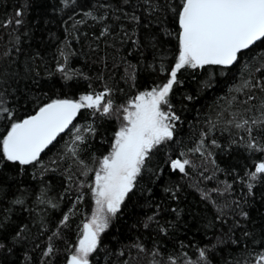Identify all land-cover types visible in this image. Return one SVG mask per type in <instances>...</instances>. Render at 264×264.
<instances>
[{
    "label": "snow or ice",
    "instance_id": "snow-or-ice-1",
    "mask_svg": "<svg viewBox=\"0 0 264 264\" xmlns=\"http://www.w3.org/2000/svg\"><path fill=\"white\" fill-rule=\"evenodd\" d=\"M35 2L0 20V264H131L133 250L147 264H264V0H58L54 10L81 17L74 30L91 20L100 36L118 30L131 41L137 63L125 61L121 79L136 92L123 102L124 89L107 81L77 98L63 47L54 68L43 64L41 18H28ZM235 67L246 107L229 104L228 118L220 113L192 147L178 148L177 90L194 80L181 97L193 101ZM141 70L157 77L143 91ZM60 140L59 159L46 163ZM93 146L99 155L88 164L82 153ZM74 165L84 179L73 181ZM56 175L67 187L58 181L51 195ZM193 192L202 210L189 206Z\"/></svg>",
    "mask_w": 264,
    "mask_h": 264
},
{
    "label": "trees",
    "instance_id": "trees-1",
    "mask_svg": "<svg viewBox=\"0 0 264 264\" xmlns=\"http://www.w3.org/2000/svg\"><path fill=\"white\" fill-rule=\"evenodd\" d=\"M22 2L23 0H0V20L10 17L14 9ZM57 2L58 0H36L31 14L28 17L33 24H35L37 17L41 18V22L37 26L39 31L36 35L37 38L43 36L45 41L43 48L45 60L43 64H47L50 68H54L56 60L61 59L57 49L63 47L66 54L69 55L68 67L70 75L73 77V82H75V80L79 81L75 84L77 98L80 92L91 90L88 88L89 83L92 84L93 89L97 91L103 90L104 81L118 83L119 86L124 89L123 94H117L119 102H123L126 98H131L136 90H129L128 86L124 84L121 79L124 75V68L126 66L125 61H130L133 64L137 63L135 55H129V53L132 52L131 41L124 40L121 42L122 36L118 33V30L113 31L110 35L100 36V26L91 20L77 25L79 31L74 30L72 27L74 22L80 20L81 17L75 13H71L73 18L69 19L68 14H62L58 10H54L53 5H56ZM77 11H79V9ZM50 35L54 38L49 41L48 37ZM6 42L7 30L0 28V47ZM43 64L40 68L42 74L45 71ZM77 73L87 75L91 77V80H84L83 75L77 76ZM241 73L242 69L240 67H235L231 74L219 77L218 82L215 83L212 88L205 89L193 101H183V104L181 103V97L184 91L192 94L195 91V81L193 80L190 83L186 81L184 88L177 90L176 96L173 98V103L177 106V109L183 108V123L180 125L178 136L180 143L177 145L178 148L187 150L192 147L198 140L200 133L207 130L208 122L210 120H215L220 113L223 112L224 118H228V113L225 112L224 109L228 108L229 104H233L236 109L240 110L246 107L244 101L247 97L243 92L236 91L241 84ZM98 76H102L103 80L97 79ZM156 79V74L152 73L151 70H141L139 77L141 87L139 90H146L145 86ZM159 79H163V76L159 77ZM42 83H44V81H42ZM249 103L255 102L250 101ZM32 107V105H29L28 110H31ZM78 119L80 123H84L83 117ZM222 127L223 124L221 123V126L215 130V137L219 142L223 143L228 139V132H221ZM0 131H3V129L0 128ZM67 139L68 137L65 136L64 140ZM64 140H60V142L47 153L44 157L46 163L49 158L59 159L58 153L62 151ZM104 147L106 148L107 145ZM93 153L99 155L95 146L88 148L83 152L82 158L85 162L91 164V156ZM193 159H196V157H193ZM223 159L227 158L217 157L218 162L221 163V167L224 166L222 163ZM238 159L243 163L245 157L241 154L238 156ZM248 162L251 163V161ZM68 163L69 162H65L61 164V169L63 170L67 168ZM72 173L73 181L77 178L81 180L84 179L83 176L79 175L78 169L75 165L72 167ZM192 175L195 177L196 173L192 172ZM223 178L224 177L221 174V179ZM58 181H63L64 186L67 187V181L65 178L56 175L55 181L51 180V178L49 179V182L53 183V191L51 195H56L59 191L60 185L57 183ZM28 182L33 184L36 183L31 181L30 178ZM192 182L194 183L195 179H193ZM208 186L211 187L212 184L209 183ZM74 198L75 191H73V200ZM189 200V206L194 212L197 209H203V205L199 203V197L194 192L189 197ZM89 204L90 202L86 200L84 204L77 206L78 214L71 220L72 229L68 233V239L70 241L74 242L76 239V225L82 219L85 209H88L90 212ZM70 206L71 202H65L62 204V208L65 211H67ZM55 215L58 216L59 213L57 212ZM253 215H255V213H253ZM193 224L195 227L194 221ZM110 236L111 232L105 237L106 242L110 241ZM61 248H63V245H61ZM137 257L138 254L133 250L131 252V264H147V257L143 256V254H139V259H137ZM125 258L128 257L126 256Z\"/></svg>",
    "mask_w": 264,
    "mask_h": 264
}]
</instances>
